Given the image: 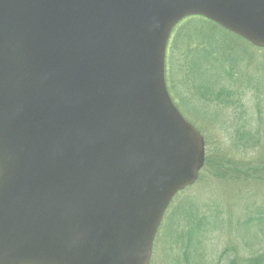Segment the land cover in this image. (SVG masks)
I'll return each instance as SVG.
<instances>
[{
	"label": "water",
	"instance_id": "water-1",
	"mask_svg": "<svg viewBox=\"0 0 264 264\" xmlns=\"http://www.w3.org/2000/svg\"><path fill=\"white\" fill-rule=\"evenodd\" d=\"M191 16L264 49V0H0V264H150L206 161L166 80Z\"/></svg>",
	"mask_w": 264,
	"mask_h": 264
},
{
	"label": "rangeland",
	"instance_id": "rangeland-1",
	"mask_svg": "<svg viewBox=\"0 0 264 264\" xmlns=\"http://www.w3.org/2000/svg\"><path fill=\"white\" fill-rule=\"evenodd\" d=\"M202 18V17H201ZM203 20H208L203 18ZM187 21V20H186ZM184 21L183 23H185ZM210 22V21H209ZM209 24V23H208ZM177 29L172 32L168 56L166 61V80L169 92L183 115L191 121L212 144L213 148H229L231 142L232 121L245 117L251 118L252 127L255 124L260 126L258 117H262L264 128V49L252 45L247 40L236 34H230L228 39L236 42L240 48L236 50L233 60L228 63L236 67L233 80L236 79L235 97L228 98L237 100L240 97L243 101V108H234L226 103H219L210 95L204 94L205 87L197 85L193 88V78L189 75V68L183 66L186 48L180 47L179 38L177 39ZM176 37V38H175ZM198 37V36H196ZM175 38V39H174ZM198 38L195 42L198 43ZM197 46V45H196ZM191 46V49L198 47ZM183 49V50H182ZM234 52V51H233ZM234 52V53H235ZM219 57V54H217ZM216 70V68H213ZM258 83L256 87L254 83ZM233 80L230 83H233ZM223 83V82H222ZM229 84V83H226ZM238 91V92H237ZM197 95V97H196ZM196 97V98H195ZM207 155V146H206ZM204 168V167H203ZM203 175V169L200 176ZM196 183L187 187L184 192L177 195L163 219L159 228V234L155 239V246L151 264H172L167 259L166 254H171L174 258L182 259L180 245L174 248L171 244L169 232L176 229L172 217L179 212V206L189 204L194 200L204 209L207 214L214 213L219 216L210 218L208 228H215L207 234V238L201 241L199 254L207 257L210 262H215L218 256L224 251L225 247L236 245L237 243L246 246L245 253L258 252L264 245V226L258 223L256 217L264 215V186L256 185L254 182L249 184L220 183L217 180L200 179ZM180 193V192H179ZM205 204V205H203ZM185 224V223H184ZM186 228V224H185ZM231 256L230 253L223 258Z\"/></svg>",
	"mask_w": 264,
	"mask_h": 264
},
{
	"label": "trees",
	"instance_id": "trees-1",
	"mask_svg": "<svg viewBox=\"0 0 264 264\" xmlns=\"http://www.w3.org/2000/svg\"><path fill=\"white\" fill-rule=\"evenodd\" d=\"M201 17H187L178 24L181 26L177 30L176 37L181 41L179 42L180 47L186 48L183 66L187 69L190 67L189 75L193 78V88L197 85H201V88L202 86L205 87L203 97L208 94L210 100L214 98L219 103L224 102L234 108L242 109L244 103L241 102L240 97L228 102V98L231 97L232 99L236 93V90L233 89L236 87V79L233 80L236 67L230 66L228 63H234L231 62L232 57L236 55L235 51L240 48L236 42L228 39L229 33H234L207 19L208 24L207 21L203 20L204 17ZM184 21L186 22L183 23ZM197 38L198 43L195 42ZM192 45H197L198 48L192 50ZM232 80L233 83L231 84L230 81ZM248 80L250 83H254L250 79ZM258 83H254V87ZM258 121L260 126L255 124V129H253L249 117L242 115L233 120L232 130H229L231 133L229 148L219 146L213 148L209 139L205 137L207 155L203 175L200 176V179L201 177L203 179L209 177L208 180H217L228 185L254 182L256 185L264 186V128L261 127L263 124L262 117L259 116ZM183 192L181 191L177 195ZM201 206L195 200L188 205L181 204L178 208L179 212L176 211L177 214L172 217L176 229L169 232L168 236L171 238L172 248L176 244L180 245L182 259L174 260L173 258L171 260V254L167 253L166 256L170 263L173 261L172 264H264V245L262 250L258 252L248 251V253H245L247 251H245L246 246L244 244L237 243L227 246L215 262H210L206 255L203 257V254H199L202 238L206 239L207 234L211 230H215L212 227L208 228L210 218L219 216V212L218 215L207 214ZM167 214H165V218H167ZM255 220L264 226V215L256 217ZM227 253H230L231 256L223 261Z\"/></svg>",
	"mask_w": 264,
	"mask_h": 264
}]
</instances>
